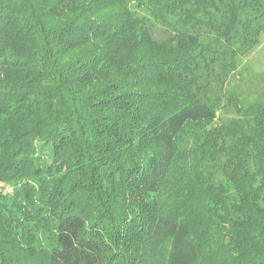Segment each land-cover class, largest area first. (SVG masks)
<instances>
[{"label": "trees", "instance_id": "trees-1", "mask_svg": "<svg viewBox=\"0 0 264 264\" xmlns=\"http://www.w3.org/2000/svg\"><path fill=\"white\" fill-rule=\"evenodd\" d=\"M262 4L0 0V264H264V103L213 126L217 52L146 27L252 45Z\"/></svg>", "mask_w": 264, "mask_h": 264}, {"label": "rangeland", "instance_id": "rangeland-1", "mask_svg": "<svg viewBox=\"0 0 264 264\" xmlns=\"http://www.w3.org/2000/svg\"><path fill=\"white\" fill-rule=\"evenodd\" d=\"M137 12L140 16L148 17L143 9ZM253 21L261 32L254 44L243 46L236 38L231 44H227L208 25L196 26L194 29L177 27L174 31L148 17L146 27L153 42L174 45L177 32H193L201 44L209 43L217 52V55L210 57L207 63L198 68V72L195 71L200 87L195 91L201 100L216 106L213 126L227 125L231 119L237 117L232 98H237L240 104L246 106L264 103V0ZM221 180V172L216 169L215 182L219 183ZM73 181L74 178L70 180ZM7 189L12 191L7 193ZM12 195L13 187L0 181V196L7 198Z\"/></svg>", "mask_w": 264, "mask_h": 264}, {"label": "built area", "instance_id": "built-area-1", "mask_svg": "<svg viewBox=\"0 0 264 264\" xmlns=\"http://www.w3.org/2000/svg\"><path fill=\"white\" fill-rule=\"evenodd\" d=\"M6 188H7V187H6ZM11 191H12L11 189H7V191H6V192H7V193H10Z\"/></svg>", "mask_w": 264, "mask_h": 264}]
</instances>
